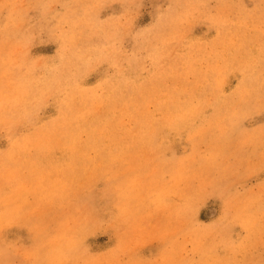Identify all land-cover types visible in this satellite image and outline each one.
<instances>
[{"label":"rangeland","instance_id":"1","mask_svg":"<svg viewBox=\"0 0 264 264\" xmlns=\"http://www.w3.org/2000/svg\"><path fill=\"white\" fill-rule=\"evenodd\" d=\"M0 188V264H264V0H0Z\"/></svg>","mask_w":264,"mask_h":264},{"label":"bare ground","instance_id":"2","mask_svg":"<svg viewBox=\"0 0 264 264\" xmlns=\"http://www.w3.org/2000/svg\"><path fill=\"white\" fill-rule=\"evenodd\" d=\"M0 215L3 214V210L7 207V205L11 202V199H6V194L4 193V189L0 188Z\"/></svg>","mask_w":264,"mask_h":264}]
</instances>
